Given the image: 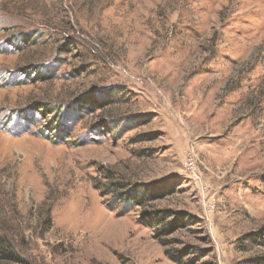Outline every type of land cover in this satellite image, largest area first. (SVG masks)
<instances>
[{
  "label": "rangeland",
  "instance_id": "374dc122",
  "mask_svg": "<svg viewBox=\"0 0 264 264\" xmlns=\"http://www.w3.org/2000/svg\"><path fill=\"white\" fill-rule=\"evenodd\" d=\"M151 211L184 264H264V0H0L15 264H176Z\"/></svg>",
  "mask_w": 264,
  "mask_h": 264
},
{
  "label": "trees",
  "instance_id": "16d2710c",
  "mask_svg": "<svg viewBox=\"0 0 264 264\" xmlns=\"http://www.w3.org/2000/svg\"><path fill=\"white\" fill-rule=\"evenodd\" d=\"M146 191H143L141 194L137 190H134L131 196H128V199L135 200L137 202H143L146 199ZM154 197H160L161 194H153ZM161 211H151L150 214L147 215V218H143V223L149 224V226L153 227L154 230L157 232L155 235L157 239H159L161 245L164 248L163 253L164 255L170 259L171 261L175 262L176 264H184L183 256L180 254H176L168 249V243L160 240L164 236L170 235L174 230L178 229V224L176 221L174 222H166L168 219L167 212L160 213ZM263 235V236H262ZM250 239L254 241H258L256 237H261L262 245H264V226L255 233L247 234ZM255 236V237H253ZM21 258L10 248V245H7V239L0 233V264H15L19 263Z\"/></svg>",
  "mask_w": 264,
  "mask_h": 264
}]
</instances>
